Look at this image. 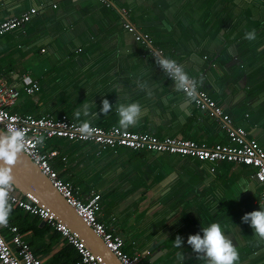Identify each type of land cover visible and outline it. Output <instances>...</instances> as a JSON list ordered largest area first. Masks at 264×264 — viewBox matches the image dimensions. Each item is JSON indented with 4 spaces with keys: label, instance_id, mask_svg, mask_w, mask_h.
Segmentation results:
<instances>
[{
    "label": "crops",
    "instance_id": "1",
    "mask_svg": "<svg viewBox=\"0 0 264 264\" xmlns=\"http://www.w3.org/2000/svg\"><path fill=\"white\" fill-rule=\"evenodd\" d=\"M192 1H196L194 11ZM204 1L114 0L109 6L101 0H0V21L33 11L27 23L0 38V74L20 91L12 110L37 116L67 115L74 122L107 128L120 126V104L137 101L143 111L137 123L125 129L209 145L228 143L227 130L218 118L195 102L185 105V93L173 87L150 46L137 41L123 25L122 8L142 32L144 20L158 29L192 15L197 23ZM236 2L238 6L228 13V6L215 10L222 8V14H232L234 19L241 18L243 10H251L255 22L251 29H244L245 22L235 29L228 27L206 48L193 38L174 48L171 58L199 79V89L230 115L233 124L245 127L249 137L264 147V0ZM246 3L256 5L246 9ZM253 29L257 35L250 42L244 33ZM24 75L38 81L36 94L24 90ZM142 82H147L152 95L139 87ZM105 98L113 107L103 114L100 109ZM84 105L89 106L90 114H98L85 116L81 111L77 116ZM52 149L59 150L56 158L62 156L64 173L82 198L92 191L101 194L100 219L124 238L127 252L143 259L152 244L160 243L158 258L151 252L149 262L142 264H169L172 259L171 264H206L203 254L198 256L186 243L193 233L191 225L200 217V205H213L225 218L221 224L225 235L242 258L236 264H247L246 257L259 258L255 264H264V238L241 219L244 213L264 206V184L254 177V167L223 161L212 170L209 163L188 156L135 152L127 147L99 153L98 145L86 141ZM244 187L249 190L243 191ZM230 205L232 220L226 213ZM17 208L7 220L19 227L44 264H62L60 252L69 243L67 239L37 215ZM45 224L48 226L42 231ZM177 235L185 241L179 248L174 243ZM143 243L147 245L143 247ZM248 244L254 250L251 254Z\"/></svg>",
    "mask_w": 264,
    "mask_h": 264
},
{
    "label": "built area",
    "instance_id": "2",
    "mask_svg": "<svg viewBox=\"0 0 264 264\" xmlns=\"http://www.w3.org/2000/svg\"><path fill=\"white\" fill-rule=\"evenodd\" d=\"M107 5H113L114 0H101ZM33 11H25L19 15L10 16L0 21V38L7 32L23 26L32 17ZM124 26L135 39L141 43L152 46L153 39L149 33L142 32L128 20V11L122 8ZM156 58L164 56L163 50L154 48ZM22 86L27 94L34 95L40 89L38 81L30 75L23 76ZM199 95L194 101L201 109L208 110L210 115L218 118L221 127L227 130L229 142L209 145L177 136L160 138L149 132L133 131L119 125L101 127L89 124L92 129L90 135L81 132L83 123L72 121L67 115L56 118L50 114L36 116L20 114L12 110L13 104L19 98L20 91L17 87L10 86L0 74V126L9 133L12 130L25 132L24 151L39 165L41 170L51 179L55 187L76 208L84 220L94 228L103 238L108 247L121 259L123 264H141L139 254L131 255L125 249V240L112 231L100 219L102 210V196L92 191L85 198L79 195L78 188L60 176V171L54 167L52 160L59 156L58 149H45V141L58 137L70 141L93 142L99 147V153L108 148L117 149L127 147L137 151H156L161 153L180 154L197 158L211 163L212 170L223 161L246 164L254 167V177L264 183V147L249 137V131L240 125L232 123L229 114L204 90L198 88ZM43 136L42 143L37 142V137ZM64 159H66L64 157ZM12 185L9 189V200L13 206L39 216L46 223L60 232L72 244L78 254L77 261L71 264H105L95 255L77 233L59 220L46 206L40 205L35 197L19 194ZM5 231L11 236L8 237ZM0 264H44L37 256L28 241L22 237L17 225L7 220L0 223Z\"/></svg>",
    "mask_w": 264,
    "mask_h": 264
},
{
    "label": "clouds",
    "instance_id": "3",
    "mask_svg": "<svg viewBox=\"0 0 264 264\" xmlns=\"http://www.w3.org/2000/svg\"><path fill=\"white\" fill-rule=\"evenodd\" d=\"M256 35V31L253 29L246 31L244 38L252 41L256 39ZM156 62L171 77L173 87L177 91L185 93V105L192 104L199 95L198 88L200 82L193 78L185 70L184 65L178 63L175 59L161 56L156 58ZM139 87L146 89L148 95H152L147 82L140 83ZM112 107L113 105L105 98L102 100L100 112L106 114ZM81 111L85 116L98 114H90L88 105H84L82 110L77 111L76 115H81ZM142 111L143 107L137 101L120 104L118 108L120 126L128 128L136 124ZM91 131L89 122H84L81 126V132L85 135H90ZM43 140V136L37 137V142L42 143ZM24 142L25 132L22 130H12L0 137V161L3 162L0 163V223H6L12 211L13 205L9 200V189L12 187L13 181L11 166L16 161L18 154L24 149ZM245 190H249L248 187H244L243 191ZM241 219L250 224L256 234L264 238V206L244 213ZM174 243L179 248L185 241L180 235H177ZM186 243L198 256L199 254H203L202 258L206 260V264H236V261L239 260V253L234 246L233 240L225 235V231L219 222L213 221L207 226L202 227L200 232L189 234Z\"/></svg>",
    "mask_w": 264,
    "mask_h": 264
},
{
    "label": "trees",
    "instance_id": "4",
    "mask_svg": "<svg viewBox=\"0 0 264 264\" xmlns=\"http://www.w3.org/2000/svg\"><path fill=\"white\" fill-rule=\"evenodd\" d=\"M195 4H196V1L191 2V5L194 8V9H192V11L197 9V7H195ZM247 4L248 3H246V9H251L252 6L256 5V3L254 5L252 3H250L249 6H247ZM109 6H111V5H109ZM218 6H228V7H226L227 10H225V12L228 13L230 11H233L235 9V6H238V3L236 2V0H205L203 2V5H202L201 17L197 20V23L194 21V17H192L194 15H192L191 19H189L190 21L188 19L187 20L186 19H178V22L174 25L166 24L165 25L166 29H158L155 27H151L150 22L144 20L142 22L143 24H141V26L146 33H149L152 36L153 45L150 46V52L153 54L155 59H156V56H155V53L153 51L154 48H159V49L163 50L164 56L167 55L169 58H171V57L175 56V54L173 53L174 48H176L179 45H182L184 42L188 43L189 41H192L193 38H194V40L199 39L201 41V45L203 46V48H206L207 44L209 43V41L212 38L217 37L223 30L228 29V27H232V29H235L237 26L244 24V22H245V25H247V26L244 29L249 30L252 28V25L255 24V22L252 19L253 12L251 10L250 11L249 10H243V11H245L244 15H242L241 18L234 19V18H232V14H222L224 11L222 8L219 11L215 10ZM249 7H251V8H249ZM210 13H212V14L214 13V15L209 17ZM220 15H222V16H220ZM128 20H130L132 23H134L129 18V15H128ZM123 25H124V19H123ZM199 31H201V32H199ZM250 42H246V43L249 44ZM243 45H245V44H243ZM195 79H197V78H195ZM197 80L199 81V79H197ZM50 115L55 116L53 114H50ZM55 117L58 118L57 116H55ZM89 124H92V123H89ZM92 125H96V124H92ZM69 142H72V141L64 139V138L54 137V138L47 139L45 141L44 148L49 149V148L56 147V148L62 149L63 146L64 145L66 146ZM134 151L135 152H147V151H137V150H134ZM153 152H156V151H153ZM169 154H171V153H169ZM194 159H196L198 161H203V160H200L197 158H194ZM204 162H207V161H204ZM53 163H54L53 164L54 167L60 171V176H62V178H64V179L68 180V177H66V175L64 173L66 169H64L65 168V162L62 159V156L59 158H56ZM207 163H209V162H207ZM209 164L211 165V163H209ZM261 183L264 184L263 182H261ZM212 206L211 205H200V217L205 218L206 221H204V220L201 221V218L198 216L195 219L194 223L191 225V227H192L191 231L193 232L192 234L196 233L195 231L200 232L202 227L207 226L209 223H211L213 221L219 222L220 224H222L224 222L225 218H223V216L220 214V212L216 213L213 210ZM230 207H231V205L227 208L228 211H226V213H228V219L232 220V218L234 217V214L232 211H230V209H229ZM16 208L17 207H12V210H15ZM47 226L48 225L45 224L43 227H40V229L42 231H45ZM246 228H247L246 230H249L250 226L249 227L246 226ZM146 245H147V243H143L142 246L145 247ZM259 245H258V247L260 248ZM248 247H249V249H248ZM188 248L191 249L190 246H188ZM246 249H248V251L251 250L248 254H251L254 251V250H252L251 245H249V244H248ZM130 254L133 255V253H130ZM150 254H151V252L147 253V255L143 259H141L140 263L141 264H142V262L148 263L149 259H150L149 258ZM60 256L64 260L62 264L74 263L79 258V254H78L76 248L70 243H67V245L65 247H63V249L60 252ZM246 258H247V260L249 259L247 264H255L258 261H260L259 258H250V257H246ZM176 259L181 260L180 258H176ZM172 260L169 261V264L173 263ZM185 260H188V259H185ZM240 260H242V258L239 257V261ZM186 264H188V263L186 262Z\"/></svg>",
    "mask_w": 264,
    "mask_h": 264
},
{
    "label": "water",
    "instance_id": "5",
    "mask_svg": "<svg viewBox=\"0 0 264 264\" xmlns=\"http://www.w3.org/2000/svg\"><path fill=\"white\" fill-rule=\"evenodd\" d=\"M6 134L8 133L0 126V137ZM0 163L3 162L0 161ZM11 167L12 185L16 189L26 196L35 197L40 205L49 208L72 232L77 233L87 247L99 256L105 264H123L103 238L84 220L76 208L67 201L51 179L24 150L18 154ZM43 223H45L44 220ZM159 244L158 242L152 244L148 251L153 253L155 259L161 254L159 250H156Z\"/></svg>",
    "mask_w": 264,
    "mask_h": 264
}]
</instances>
